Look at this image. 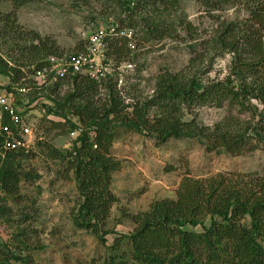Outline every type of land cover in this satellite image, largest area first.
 Wrapping results in <instances>:
<instances>
[{
  "label": "rangeland",
  "instance_id": "rangeland-1",
  "mask_svg": "<svg viewBox=\"0 0 264 264\" xmlns=\"http://www.w3.org/2000/svg\"><path fill=\"white\" fill-rule=\"evenodd\" d=\"M107 1L110 0H0V26L3 18L12 27L9 38L0 36V58L8 66L22 70L23 78L17 84L23 82L29 90L17 96V107L33 132L31 144L22 153L7 158L6 151L0 150V171L8 169L17 175L12 179L13 186L8 184L11 190L2 188L0 176V264H109L115 239L135 226L132 216L149 210L155 201L175 199L184 177L200 180L216 177L233 186L246 183L255 186L264 181V142L251 135L249 150L245 146L243 152L233 154L209 148L202 136L171 137L159 142L145 131L117 126L116 138L109 148L110 156L119 162L110 183L115 201L98 232L77 224L82 199L71 164L62 154L71 150L80 133L70 123L82 125L71 112L67 114L70 123L47 112V106H60L72 93V79L34 80L30 77L31 66L48 55H41L29 64L16 52V46L29 44L32 36L29 31H34L48 45L54 41L61 54H70L79 51L90 32L101 25L115 23L121 31L130 29L120 23L124 14L116 3ZM259 2L264 4V0ZM215 4L212 8L202 0H178L177 5L169 8L168 20L173 21L171 27L180 34L177 39L144 41L138 27L131 29L134 47L128 49L126 39L127 48L121 55H106L108 71L98 81L97 92L89 94L91 100L96 105L106 100L103 84L109 78L117 82L126 103H140L151 97L157 77L166 73L186 74L201 67L204 81L234 79L232 55L209 52L206 41L223 22L248 25L247 6L256 2L236 0ZM18 31L25 39L17 38ZM262 33L264 37V29ZM257 74L264 81L262 67ZM9 80L10 77L0 74V85L8 84ZM246 104L249 108L240 109L228 103L221 107L215 103L192 106L184 110L183 119L194 118L210 130L223 122L234 130L248 129L250 133L249 128L257 120L251 109L255 106L260 111L262 106L253 98L247 99ZM75 106L71 103L69 108ZM153 113L154 110L150 112ZM49 149L62 154H51ZM204 224H209L208 216ZM186 227L201 230L200 225ZM102 232L105 242L100 238ZM126 252L128 245L123 243L114 254L118 258Z\"/></svg>",
  "mask_w": 264,
  "mask_h": 264
},
{
  "label": "trees",
  "instance_id": "trees-1",
  "mask_svg": "<svg viewBox=\"0 0 264 264\" xmlns=\"http://www.w3.org/2000/svg\"><path fill=\"white\" fill-rule=\"evenodd\" d=\"M202 1L214 8L216 2L236 0ZM253 1L256 4L247 6L248 25L223 22L206 41L209 52L232 55L234 71L231 74L234 79L204 81L201 67L186 74L183 71L166 73L157 77L151 97L140 103H126L117 82L109 78L103 84L107 98L101 105H96L89 94L97 92L98 81L84 74L68 77L72 79V93L64 98L60 106H47V112L61 116L69 123L67 114L71 112L82 126L70 123L71 128H78L80 133L66 154L49 150L51 154L64 155L74 171L82 199L78 210L80 219L77 221L80 227L98 232L100 223L115 201L110 183L111 174L119 168V162L110 156L109 148L116 138L117 126L145 131L159 142L171 137L202 136L207 139L209 148H221L233 154L243 152L245 146L249 150V135L257 138L258 142H264V81L257 74L259 68L264 70V4H259V0ZM112 2L124 14L120 23L130 29L138 27L140 38L144 41L165 37L177 39L180 36L171 27L173 21L168 20L166 12L177 5L178 0L107 1L108 4ZM2 22L0 36L9 38L12 27L3 18ZM29 32L32 33L30 43L16 46V52L23 60L30 64L41 55H62L54 41L48 45L36 32ZM16 33L17 38L25 39L21 32ZM125 43V39H111L108 55H121ZM0 74L10 77L8 84L0 85L6 90L23 78L20 67L8 66L2 58ZM250 98L256 99L262 106L260 111L255 106L251 109L257 120L249 128L250 133L246 128L242 132L234 130L223 122L216 123L210 130L194 118L190 121L183 119L184 110L192 106L215 103L221 107L223 103H228L229 106L245 109L249 108L246 102ZM71 103L76 106L69 108ZM129 106L131 110H127ZM153 110L154 113L150 114ZM8 119L4 116V123L10 124ZM1 140L0 135V145ZM23 150L6 151L7 158ZM0 176L2 188L11 190L8 184L12 187V179L17 175L2 169ZM207 216L208 225L204 224ZM132 221L135 224L133 229L115 239L109 264H264V181H258L255 186L247 183L233 186L216 177L208 180L184 177L175 199L155 201L149 210L133 215ZM187 225H200L201 230H189ZM103 234L100 238L105 242ZM123 243L128 245V252L116 258L114 251ZM11 256L17 258L14 254Z\"/></svg>",
  "mask_w": 264,
  "mask_h": 264
},
{
  "label": "built area",
  "instance_id": "built-area-1",
  "mask_svg": "<svg viewBox=\"0 0 264 264\" xmlns=\"http://www.w3.org/2000/svg\"><path fill=\"white\" fill-rule=\"evenodd\" d=\"M132 34L131 29L121 31L115 23L101 25L90 32L81 50L70 54L50 55L42 64L32 65L30 77L43 82H54L76 74H84L96 81L104 79L109 66V62L105 60L106 55L108 56L109 41L123 36L128 40V49H132ZM28 90V86L19 83L12 85L10 90L0 87L2 151L27 149L31 144L33 132L17 107V96L26 94ZM4 116L9 118L10 124L4 123Z\"/></svg>",
  "mask_w": 264,
  "mask_h": 264
}]
</instances>
